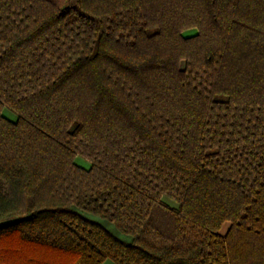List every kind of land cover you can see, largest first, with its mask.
Wrapping results in <instances>:
<instances>
[{
	"label": "trees",
	"instance_id": "16d2710c",
	"mask_svg": "<svg viewBox=\"0 0 264 264\" xmlns=\"http://www.w3.org/2000/svg\"><path fill=\"white\" fill-rule=\"evenodd\" d=\"M105 260L264 264V0H0V264Z\"/></svg>",
	"mask_w": 264,
	"mask_h": 264
},
{
	"label": "rangeland",
	"instance_id": "374dc122",
	"mask_svg": "<svg viewBox=\"0 0 264 264\" xmlns=\"http://www.w3.org/2000/svg\"><path fill=\"white\" fill-rule=\"evenodd\" d=\"M186 33L187 34H191V33H193V31L190 30V31H188ZM3 114L9 119L14 118V114H12L9 110L5 109ZM74 162H75V164H77V165H79V166H81L83 168H88L89 167V162L87 160H85L84 158H82V157L77 156L75 158ZM228 227H229V224L225 223L222 226V228L220 229V234L224 235L226 233ZM103 264H114V263L112 261H110V260H105Z\"/></svg>",
	"mask_w": 264,
	"mask_h": 264
}]
</instances>
